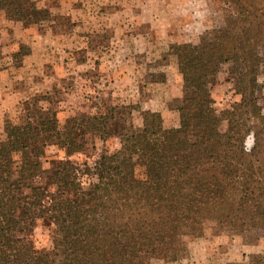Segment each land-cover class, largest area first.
<instances>
[{"label": "trees", "instance_id": "trees-1", "mask_svg": "<svg viewBox=\"0 0 264 264\" xmlns=\"http://www.w3.org/2000/svg\"><path fill=\"white\" fill-rule=\"evenodd\" d=\"M222 1L224 25L208 42L171 47L183 78L177 126L130 125L118 151L89 165L70 158L85 151L81 132L104 139L113 113L61 125L56 110L34 103L35 117L5 123L0 264L168 262L205 220L235 234L264 231V0ZM0 10L16 22L35 16L31 0H0ZM224 64L240 100L218 112L211 83ZM50 145L66 156L45 169ZM39 219L55 228L52 248L33 241Z\"/></svg>", "mask_w": 264, "mask_h": 264}, {"label": "rangeland", "instance_id": "rangeland-1", "mask_svg": "<svg viewBox=\"0 0 264 264\" xmlns=\"http://www.w3.org/2000/svg\"><path fill=\"white\" fill-rule=\"evenodd\" d=\"M31 1L35 16L27 23L8 20L0 10V140L7 121L35 117L34 103L56 110L61 125L113 113L104 139L81 128L85 151L70 158L89 165L118 151L130 125L179 124L183 78L171 47L190 50L224 25L222 0ZM229 73L230 64H224L211 83L212 110L240 100ZM65 156L50 145L43 167L56 168ZM54 230L46 219L37 220L34 243L52 248ZM138 264H264V231L235 234L205 220L196 234L184 237L178 260Z\"/></svg>", "mask_w": 264, "mask_h": 264}]
</instances>
